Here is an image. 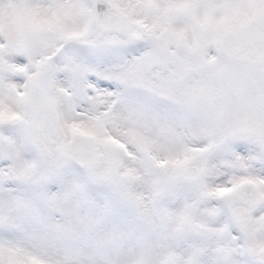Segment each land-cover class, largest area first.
<instances>
[{"label":"snow or ice","instance_id":"snow-or-ice-1","mask_svg":"<svg viewBox=\"0 0 264 264\" xmlns=\"http://www.w3.org/2000/svg\"><path fill=\"white\" fill-rule=\"evenodd\" d=\"M0 264H264V0H0Z\"/></svg>","mask_w":264,"mask_h":264}]
</instances>
